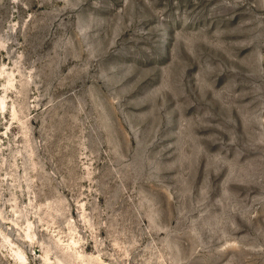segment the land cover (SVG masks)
<instances>
[{
    "label": "rangeland",
    "instance_id": "rangeland-1",
    "mask_svg": "<svg viewBox=\"0 0 264 264\" xmlns=\"http://www.w3.org/2000/svg\"><path fill=\"white\" fill-rule=\"evenodd\" d=\"M0 264H264V0H0Z\"/></svg>",
    "mask_w": 264,
    "mask_h": 264
}]
</instances>
